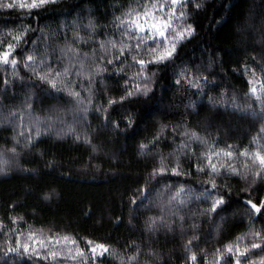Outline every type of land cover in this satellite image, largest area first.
<instances>
[{
    "label": "trees",
    "instance_id": "16d2710c",
    "mask_svg": "<svg viewBox=\"0 0 264 264\" xmlns=\"http://www.w3.org/2000/svg\"><path fill=\"white\" fill-rule=\"evenodd\" d=\"M196 3L201 5L198 11L194 9ZM135 6L136 0H53L30 15L20 9H0V42H13L6 33L15 35L22 31L19 26L24 24L33 29L39 27L54 36L51 43L57 47L65 43V32L69 40L74 31L89 37L90 32L81 25H87L92 19L96 24L94 38L97 43L81 48L82 52L91 54L93 48L99 47V41L118 35L110 31L113 17ZM189 9L185 23L193 25L195 32L191 38L178 44L173 62L151 67L150 72L155 73L151 82L154 95L146 101L141 97L135 104L125 102L123 107L117 104L108 108L109 98L119 100L125 94L124 81L115 75L110 77L111 68L102 80L97 78L93 102L108 108L110 121L118 123L119 127H113L112 123L105 127L104 114L94 110L87 116V123L78 121L76 130L89 133L91 144L96 145L95 151L87 144L76 142L72 135L61 138L55 132L39 137L34 146L25 148L23 140L18 144L13 141L12 124L0 125V150L15 147L20 154L10 160L6 173H0V220L5 225L16 227L10 224L8 217H23L19 227L25 233L32 230L38 234L42 232L44 236L75 235L81 240L80 247H85L82 238L87 237L109 245L119 254L106 255L96 264H121V258L126 261L127 257L137 253L136 248L130 247L133 242L140 246L135 264H186L188 250L184 245L193 236L198 238L191 249L197 253V264H205V258L210 264L216 250L237 243V237H242L239 241L241 248L259 242L258 238L254 240L246 234L252 231L264 235V216L255 219L249 216V207L244 201L264 199V181L261 180L252 184L251 179L246 180L240 175L214 177L219 193L225 194V206L216 213L204 212L211 207V197L207 200L193 198L178 216L166 218L173 224L172 228H159L155 232L147 231L145 226L147 217L160 215L155 202L149 209L144 206L149 204L145 200L144 205L135 211L130 202L133 196L139 200L137 189L145 186L152 188L148 195L153 200L165 185L172 186L169 194L175 193L180 185L191 187L197 193L203 191L201 184L210 177L197 173L195 165L206 163L197 157L210 147L216 151H232L234 158L220 157L213 163L218 167L231 163L240 173L245 167L250 171L257 170L251 156L241 155L242 152L264 151V132L261 131L264 117L233 110L231 106L213 107L209 103L210 96L229 101L234 96L239 105L251 103L257 113L260 111L255 98L247 95L251 77L244 68L255 69V79H264V0H193ZM73 21L77 22L75 28L71 27ZM65 25L69 27L65 28ZM39 35V32L35 36L29 33L33 40ZM44 39L47 40L48 36ZM40 45L42 50L43 41ZM23 47L21 45V49ZM16 55L23 60V51ZM60 55L57 50L53 61ZM120 66L116 65L117 68ZM183 68L190 70L189 76L195 73L208 77L209 82L203 86L205 94L189 87L186 80L176 75ZM15 71L17 75L14 76L11 65L0 64V112H21L25 96L35 93L29 101L34 116H51L54 108L68 124H72L74 105L70 97L61 94L59 99H53L46 95L44 90L48 86L33 83L35 77L22 63ZM137 71L138 68L125 65L123 75L127 78ZM177 79H181L179 86L174 83ZM76 90L80 91L79 88ZM82 95L87 99L86 92ZM190 101L195 102L194 109L187 107ZM24 115L27 127V113ZM129 116L132 124L125 123ZM161 125L165 126L163 131ZM185 127L208 141V144L183 141L188 143L189 153H195L190 159L182 157L180 160L181 171L189 174L157 178L159 183L150 181L149 174L159 166L160 156L166 158L170 167L175 166L180 155L177 145L182 142L180 133ZM173 129L177 131L174 133ZM155 135L161 136L160 142L142 154L140 145L150 144ZM180 216L184 217L183 223ZM193 225H196L195 230ZM7 232V227L0 230V241L8 238L5 236ZM11 239L14 241L15 236ZM3 252L4 246L0 244V256ZM261 258H264L261 249L251 250L248 256L254 261ZM0 264L48 262L9 253L0 259Z\"/></svg>",
    "mask_w": 264,
    "mask_h": 264
},
{
    "label": "snow or ice",
    "instance_id": "6c2138e0",
    "mask_svg": "<svg viewBox=\"0 0 264 264\" xmlns=\"http://www.w3.org/2000/svg\"><path fill=\"white\" fill-rule=\"evenodd\" d=\"M53 0H0V9L14 10L20 9L26 11L29 15L33 10L41 9L44 6L52 3ZM193 4V0H136L135 7H129L127 11L121 13L120 16H114L112 20L113 29L118 35L108 36L106 39L99 41V47L93 48L91 54L82 52L81 48L88 44H96V24L92 19H89L87 25H81L84 29L90 32L89 37L80 36L77 32H73L71 40L68 39L65 32V43L57 47H53L51 40L55 39L43 29L37 27L33 29L31 25L21 24L19 27L22 31L13 35L11 32L6 33L13 42L2 43L0 42V64L5 66L11 65L13 75H17L16 68L22 63L23 67L28 69L32 76L35 77L33 83L40 85H47L48 88L45 94L53 99H59L61 94L70 97L74 105L72 109L73 122L68 124L63 115L56 113L53 108V115L47 117L34 116L32 114V105L29 103L33 99L35 93L30 96H25L23 102L24 107L21 112H8L4 114L0 112V125L12 124L15 134L12 139L17 144L19 140L24 141V147L29 148L34 146L39 137L45 134L55 132L59 137L63 138L66 135H72L74 140L79 143H84L96 150V145L91 144L89 133H83L76 130L75 125L78 121L87 123V116L90 111L94 110L98 114L103 113L105 119V127L109 123L113 127H119L118 123L110 121L108 117V108L119 104L123 107L125 102L135 104L141 97L145 101L155 94L154 88L151 87V82L155 76L154 72H150L152 66H166L169 62L174 61V57L178 52V44L193 36L195 28L193 25L186 24V18L189 14V6ZM201 8L199 3L194 5V9L198 11ZM77 22L73 21L71 27L75 28ZM69 25H65V28ZM39 32L40 35L37 39L30 38L29 33L33 36ZM45 36L48 39L45 40ZM40 41H43V48L41 50ZM23 45V49H21ZM30 49V51H27ZM57 50L60 56L55 57ZM18 51H23V60L16 55ZM129 57L131 60L129 61ZM64 61V63H61ZM116 65H121L116 67ZM125 65L134 66L138 71L127 78L124 77ZM112 69V73H108V69ZM189 69L183 68L180 70L179 77L186 80L189 87L195 88L197 92L202 95L204 93V85L207 84V76H197L192 73L189 76ZM246 73L250 74L248 81L250 87L247 95L255 98V102L259 104L260 111L257 113L252 107V104L239 105L236 103L235 97L231 100L221 99L216 100L214 97H209V103L213 107L219 105L231 106L233 110H241L244 112H251L254 116L264 117V79H255V69L244 68ZM108 73L111 77L113 75L123 79V89L125 94L115 98H109L107 101L108 108L103 104L97 105L93 102L92 94L94 92V85L97 78L103 79L104 75ZM5 84L8 80L5 79ZM177 86L181 84V79L174 82ZM87 85V87H85ZM259 85V86H258ZM79 88L80 91L76 89ZM82 92L87 93V99L82 95ZM222 96L225 94L222 93ZM187 107L195 108V102L190 101ZM27 113L28 126H25V115ZM125 123L132 124L131 117L125 118ZM60 124L61 127L56 125ZM164 125H161V131L164 130ZM19 129V131H16ZM177 129H173L175 133ZM264 132V128L261 129ZM182 142L177 145V156L175 166H169L164 156H160L159 166L154 167L149 174V180L166 179L169 176L178 177L181 175H188L186 171H181L180 160L182 157L190 159L195 153H189L188 143L192 141H200L203 144H208V141L199 136L196 132L190 131L185 127V130L180 133ZM161 140L160 135H155L150 144H141L139 151L143 154L151 146L155 147ZM232 148L231 145L228 146ZM20 154L13 147L10 150H0V173H6L10 166V160H15ZM244 156H251L254 162L253 167L256 171H250L245 167L244 172H238L236 167L231 163L222 164L219 167L213 160L224 157L225 159L234 158V153L230 150L216 151L214 148H209L208 151L202 153L197 160L206 161V163H197L195 170L197 173L206 174L210 177L208 181L202 182L201 187L203 191L197 193L191 187L180 185L175 193H171L172 186L165 185L164 188L156 193V197L150 198L149 193L152 191L150 187H143L137 189L140 193V198L137 200L135 196L130 198V202L134 205L133 211L136 208L144 205V201L148 200L149 204L144 205L146 208H151L155 202L156 208L159 210L160 215L149 216L145 220L146 230L155 232L159 228L170 229L173 227L172 223L166 221L169 216H178L180 210L190 203L194 198L196 200L211 197V207L203 210L204 212L216 213L218 209L225 206L227 201L225 194H220L218 185L214 177L221 175H240L244 179H251L252 184L257 183V180L264 181V151L257 150L249 153L244 151L241 153ZM258 162V163H255ZM223 169V171H222ZM215 192L216 195H212ZM47 199V196L45 197ZM249 207V216L254 219L264 216V199L259 202H254L252 199L244 201ZM14 211V208L12 209ZM255 214V215H254ZM11 225L16 227H9L0 220V230L8 228L5 236L8 237L0 244L4 246L3 255L0 259L7 257L9 253L16 256H29L30 258H39L40 260L47 261L48 264H96L98 260L106 255H119L109 245L104 243H96L87 237L82 238L85 247H80L81 240L75 235H47L37 233L36 231L29 230L27 233L21 231L19 224L23 221V217L11 216L8 217ZM181 223L184 217H179ZM119 222H123L121 218H117ZM196 229V225L192 226ZM219 229V225H217ZM15 236V240L11 236ZM254 240L259 239L257 243H251L241 248L239 241L242 237H237V243L228 244L222 250L217 249L214 254L213 260L210 264H242V261H247V264H264V258L259 261L248 259L253 249L264 250V235L261 232H252L248 234ZM198 238L193 236L187 244L184 245L188 251L186 255V264H197V253L191 251L193 242ZM132 248L137 249L135 255L127 257L125 261L121 258V264H135L137 256L140 254V246L134 242L130 245ZM63 258V260L61 259ZM205 264L209 262L205 258Z\"/></svg>",
    "mask_w": 264,
    "mask_h": 264
}]
</instances>
